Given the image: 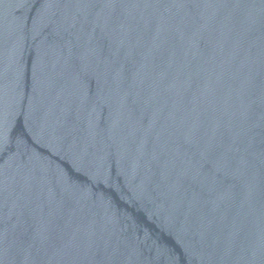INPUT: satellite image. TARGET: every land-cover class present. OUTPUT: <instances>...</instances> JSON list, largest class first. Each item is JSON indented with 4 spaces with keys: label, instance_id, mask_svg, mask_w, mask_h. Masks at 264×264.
Segmentation results:
<instances>
[{
    "label": "water",
    "instance_id": "1",
    "mask_svg": "<svg viewBox=\"0 0 264 264\" xmlns=\"http://www.w3.org/2000/svg\"><path fill=\"white\" fill-rule=\"evenodd\" d=\"M0 264H264V0H0Z\"/></svg>",
    "mask_w": 264,
    "mask_h": 264
}]
</instances>
